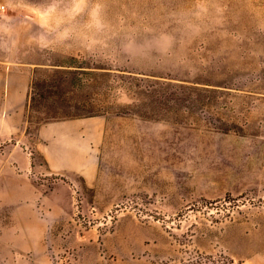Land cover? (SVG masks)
Here are the masks:
<instances>
[{"label":"rangeland","instance_id":"374dc122","mask_svg":"<svg viewBox=\"0 0 264 264\" xmlns=\"http://www.w3.org/2000/svg\"><path fill=\"white\" fill-rule=\"evenodd\" d=\"M48 2L0 0V59L32 64L31 129L75 123L57 149L70 152L63 159L81 178L68 189L64 176L38 173L41 161L31 175L42 193L34 212L59 214L46 253L72 252L75 264L76 242L94 238L98 255L117 264L104 241L126 223L144 244L164 242L159 264H264V102L244 109L251 100L231 91L264 87L250 51L264 0H104L110 27L92 51L31 41L29 6ZM54 183L55 207L43 201ZM0 264H8L1 254Z\"/></svg>","mask_w":264,"mask_h":264},{"label":"crops","instance_id":"0c3cea01","mask_svg":"<svg viewBox=\"0 0 264 264\" xmlns=\"http://www.w3.org/2000/svg\"><path fill=\"white\" fill-rule=\"evenodd\" d=\"M260 24L263 33L254 32L250 51L261 58L264 75V18ZM31 67L30 60L0 59V142L4 143L0 151V214L4 211L8 214L7 223H1L0 215V254L8 260V264H51L43 238L48 226H55L59 222V214L56 208L45 218H40L34 212L33 206L42 193L31 175L39 171V161L46 166V173L38 172L40 175H60L58 179L61 181V175L64 176L68 179L65 182L68 189L82 175L79 166L71 168L68 159H63L68 158L70 152L57 149L62 133L71 134L75 126L73 121L39 122L31 129L28 117ZM231 91L238 98L245 96L251 100L244 109L256 110V104L264 102V87L254 85ZM245 115L257 118L251 116L254 115L252 113L246 112ZM258 115L264 116V113ZM40 146L45 147L44 152L37 151ZM29 148L34 150V155H28ZM57 184H53L43 199L45 204L53 207L60 203ZM69 197L66 199L69 200ZM104 242L117 264H159L163 255L161 249L164 242L156 239L151 245H146L142 234H131L126 223H120ZM76 243L75 264H104L94 238ZM18 254L25 257L18 259Z\"/></svg>","mask_w":264,"mask_h":264},{"label":"clouds","instance_id":"9594fccd","mask_svg":"<svg viewBox=\"0 0 264 264\" xmlns=\"http://www.w3.org/2000/svg\"><path fill=\"white\" fill-rule=\"evenodd\" d=\"M6 4L11 8L22 3L21 0H6ZM29 7L31 15L36 17L35 34L30 39L40 49L78 41L92 51L104 43L103 37L110 27L104 0H66L63 7L57 0H49L47 4ZM3 29L4 26L0 25V38L7 37Z\"/></svg>","mask_w":264,"mask_h":264},{"label":"built area","instance_id":"2783aa9c","mask_svg":"<svg viewBox=\"0 0 264 264\" xmlns=\"http://www.w3.org/2000/svg\"><path fill=\"white\" fill-rule=\"evenodd\" d=\"M3 144L4 143L0 142V151H1L2 147H3ZM28 155H31V153L28 152ZM73 195H74L73 196V200H75V196L77 195V191L76 190L73 191ZM116 207H117V205H116ZM50 233L51 232L49 230V232L47 234V237L49 236ZM47 253H48L49 258L51 259V262L56 263V261H58L60 257H63L62 260H61V263H63V264H73L74 256H73L72 252L64 251V255L63 256H59L58 254H56L54 252V249L49 245L48 249H47ZM99 255H100V257L102 259H104L105 262H108V264H115L113 262V260L110 259L107 256V253L103 249L99 250Z\"/></svg>","mask_w":264,"mask_h":264}]
</instances>
